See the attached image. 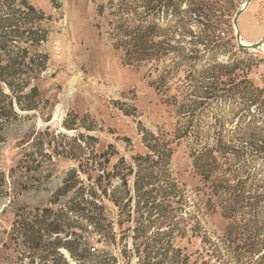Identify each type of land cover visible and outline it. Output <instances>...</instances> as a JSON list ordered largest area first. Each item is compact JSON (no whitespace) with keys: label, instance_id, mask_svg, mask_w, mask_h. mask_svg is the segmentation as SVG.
<instances>
[{"label":"rangeland","instance_id":"1","mask_svg":"<svg viewBox=\"0 0 264 264\" xmlns=\"http://www.w3.org/2000/svg\"><path fill=\"white\" fill-rule=\"evenodd\" d=\"M247 1L0 0V264H264Z\"/></svg>","mask_w":264,"mask_h":264},{"label":"water","instance_id":"2","mask_svg":"<svg viewBox=\"0 0 264 264\" xmlns=\"http://www.w3.org/2000/svg\"><path fill=\"white\" fill-rule=\"evenodd\" d=\"M250 2H251V0H248V1L246 2V6H247ZM242 9H243V8H242ZM242 9H240V10L237 12V16H236V19H235L236 38H237V41H238L239 45H240L241 47H244V48H255V47H258V46L262 43V40H260V41H258V42H256V43L250 44V45L243 44V43L241 42V33L239 32L238 27H237V26H238V25H237V18H238L239 15L241 14Z\"/></svg>","mask_w":264,"mask_h":264},{"label":"bare ground","instance_id":"3","mask_svg":"<svg viewBox=\"0 0 264 264\" xmlns=\"http://www.w3.org/2000/svg\"><path fill=\"white\" fill-rule=\"evenodd\" d=\"M241 37H242V36H241ZM262 39L264 40V38H262ZM262 39H261V40H262ZM263 40H262V41H263ZM241 42H242L243 44L250 45V44H248V42H247V41H245V40H244V39H242V38H241ZM252 44H253V43H252ZM255 48H256V47H255Z\"/></svg>","mask_w":264,"mask_h":264},{"label":"trees","instance_id":"4","mask_svg":"<svg viewBox=\"0 0 264 264\" xmlns=\"http://www.w3.org/2000/svg\"><path fill=\"white\" fill-rule=\"evenodd\" d=\"M11 32H16V31L12 30ZM0 45H2V41L1 40H0Z\"/></svg>","mask_w":264,"mask_h":264}]
</instances>
